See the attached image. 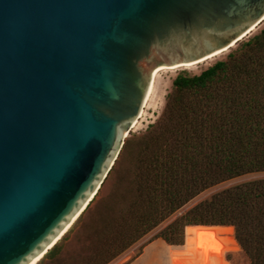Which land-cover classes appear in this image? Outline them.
I'll use <instances>...</instances> for the list:
<instances>
[{"label":"water","instance_id":"obj_1","mask_svg":"<svg viewBox=\"0 0 264 264\" xmlns=\"http://www.w3.org/2000/svg\"><path fill=\"white\" fill-rule=\"evenodd\" d=\"M263 18L264 0H0V264L41 259L86 209L153 70L206 62Z\"/></svg>","mask_w":264,"mask_h":264},{"label":"trees","instance_id":"obj_2","mask_svg":"<svg viewBox=\"0 0 264 264\" xmlns=\"http://www.w3.org/2000/svg\"><path fill=\"white\" fill-rule=\"evenodd\" d=\"M133 146L129 204L106 207L85 256L62 255L64 236L37 264H108L206 189L264 171V27L199 74L179 73L161 120L126 140L122 151ZM210 226H233L249 264H264V178L214 193L155 238L170 256L183 249L185 230L194 227L186 233L187 252L206 263L225 243L223 234L205 228Z\"/></svg>","mask_w":264,"mask_h":264},{"label":"rangeland","instance_id":"obj_3","mask_svg":"<svg viewBox=\"0 0 264 264\" xmlns=\"http://www.w3.org/2000/svg\"><path fill=\"white\" fill-rule=\"evenodd\" d=\"M263 27L264 21L250 35L243 38L235 46L230 48L225 55L208 64L201 65L197 69H179L174 72L169 70L161 71L157 77L158 82L156 83V92L154 96L145 106L144 115L138 119L136 126L130 128L128 131L124 143L129 139L136 140L138 137L153 129V127L161 120L169 100V95L173 91V80L179 73L190 75L199 74L202 70L211 66L215 62L226 59L230 52L235 51L244 41H247L249 38L258 34ZM122 148L112 169L109 171L97 192L95 199L91 202L85 212H82V216H79L62 236H67V239L64 242L65 245L62 250V255L85 256L88 254L91 242L88 240V237H90L92 235L91 233L95 231L96 221L105 213L107 209L106 207L108 205L123 207L129 204L131 194H127V192L129 189H135L134 158L136 153L134 146L131 147V150L126 152H123ZM261 178H264V171L244 174L206 189L108 264H249V258L235 239L233 226L205 227L225 236V243L223 244V250L221 253L217 254L206 263H198L197 259H191L189 257V252H187V249L189 248L186 246V236L183 249L172 251L169 256L168 246L165 245L161 239L155 238V235L176 217L185 213L196 203L210 198L214 193L236 184ZM193 228L194 227L188 229L192 230ZM188 229L185 230V234Z\"/></svg>","mask_w":264,"mask_h":264},{"label":"bare ground","instance_id":"obj_4","mask_svg":"<svg viewBox=\"0 0 264 264\" xmlns=\"http://www.w3.org/2000/svg\"><path fill=\"white\" fill-rule=\"evenodd\" d=\"M264 21V18L263 20L258 23L255 27H253L251 29V31L245 35V37H247L248 35H250L253 31H255L257 29V27ZM244 37V38H245ZM243 39V38H242ZM241 39V40H242ZM240 40V41H241ZM235 46V45H233ZM232 46V47H233ZM231 47V48H232ZM229 51V49L223 51L222 53L214 56L213 58L207 60L206 62H202L201 60H198V61H194V62H189V63H184V64H175V65H171V66H166V65H161L159 67H157L155 70H153L152 72V76H151V82H150V86H149V91H148V96H147V101H146V105L147 103L149 102V100H151V98L154 96L155 92H156V83L158 82L157 81V77L159 75V73L163 70H169V71H176V70H179V69H187V70H194V69H197L199 68L201 65H205V64H208L212 61H214L215 59H218L220 57H222L223 55H225L227 52ZM145 105V106H146ZM139 119V118H138ZM138 119L135 120L133 123H132V126L131 128L135 127L136 124L138 123ZM41 256H39L32 264H37L38 260L40 259Z\"/></svg>","mask_w":264,"mask_h":264}]
</instances>
